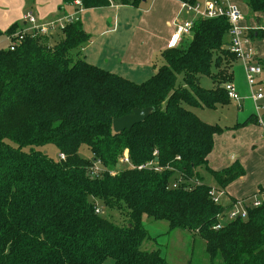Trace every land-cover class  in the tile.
<instances>
[{"label": "trees", "instance_id": "16d2710c", "mask_svg": "<svg viewBox=\"0 0 264 264\" xmlns=\"http://www.w3.org/2000/svg\"><path fill=\"white\" fill-rule=\"evenodd\" d=\"M75 2L88 10L110 3L137 8L142 0L62 5ZM242 2L258 21L246 37L262 40L264 0ZM27 29L21 22L0 31L13 43L14 34H23L13 51L0 49V264H167L160 250L141 249L151 240L144 217L167 223L169 233L199 237L210 264H264V192L258 190L261 204L245 219L223 222L229 206L215 203L210 191L223 192L245 171L238 161L221 171L208 167L215 136L228 128L206 124L191 110L229 103L225 86L238 58L228 48L226 19L195 21L189 44L164 51L162 65L140 84L77 54L73 59L89 41L78 22L66 25L52 48L48 37ZM203 76L212 89L200 86ZM146 108L152 113L143 123L113 133V120ZM260 118L264 125V109ZM249 125L259 126L255 114L232 129ZM46 145L64 160L39 150ZM82 147L90 159L80 156ZM124 152L131 167L117 168ZM96 161L106 171L100 178L88 172ZM100 207L124 222L104 219L95 213Z\"/></svg>", "mask_w": 264, "mask_h": 264}, {"label": "crops", "instance_id": "0c3cea01", "mask_svg": "<svg viewBox=\"0 0 264 264\" xmlns=\"http://www.w3.org/2000/svg\"><path fill=\"white\" fill-rule=\"evenodd\" d=\"M174 2L175 7L167 13H153L151 6L147 10L140 8V5L146 4V0H142L137 8L110 3L106 7L88 10H80L74 4L63 6L62 0H35V6L38 5L37 8L35 7L36 12L26 13H32L38 23H47L66 16L75 17L83 31L89 36V41L82 45L76 53L79 58L127 81L143 83L150 79L162 65V53L170 49L169 44L174 33L175 23L191 18L190 15L181 11L177 0H173ZM24 4L25 0H0V31H6L14 23H21L26 15L23 13L24 10L22 11ZM22 23L26 24L24 20ZM254 24L258 25L256 22ZM242 26L249 30L255 28L245 25L244 22ZM59 34L60 32H55L50 38H55ZM184 41H186L185 36L182 37L178 45ZM250 41L257 59L264 60V56L259 57L254 48V43L263 41L255 39ZM240 107L243 109L242 104ZM262 129L264 130L261 126L249 125L238 130L239 135L247 142V146L240 149V152L251 147L255 148V145L264 151ZM218 139L214 138V145ZM230 144L227 143L226 146L231 147ZM224 149L226 148L220 151L213 147L208 157V167L212 171H221L235 161L242 164L241 166L246 172L245 176L227 186L229 190L233 191L232 194L240 200H247L255 197L259 189L264 192V159L260 160L259 166H257L260 172L255 173L257 168L252 169L246 162H242L238 152L227 156ZM249 152L252 154L251 151ZM228 196L223 190L220 198V203L223 200L222 205L230 206L232 202L236 201L234 199L228 201ZM224 200L228 203H225Z\"/></svg>", "mask_w": 264, "mask_h": 264}, {"label": "rangeland", "instance_id": "374dc122", "mask_svg": "<svg viewBox=\"0 0 264 264\" xmlns=\"http://www.w3.org/2000/svg\"><path fill=\"white\" fill-rule=\"evenodd\" d=\"M240 4L242 7L241 11L245 19L244 24L250 25V27L252 28L256 27V25L254 24L256 22V19L247 13V10H245V5L243 2ZM23 6L24 8L22 9V11L24 10L23 13H26V12H36L35 7L37 8L38 5L35 6V0H25V4ZM150 6L153 13H167L169 10L175 7V2L173 3V0H146V4L144 6L140 5V8L143 10H147L149 9ZM13 14H17V13H13ZM1 19L3 20V17H1ZM259 21H260L259 27L263 33L261 41H264V19L259 18ZM185 37H186V41H184V43L181 44L182 47H185L189 44L192 35L190 33ZM58 38L59 36L52 39L47 38L48 39L46 41L47 46L50 48L54 47L58 41ZM9 44H10L9 41L5 36L0 37V49H7ZM254 48L257 51L259 57L264 56L263 42H257L256 44L254 43ZM76 53L77 50L71 53V57L73 59H76ZM86 62L89 63L88 61ZM211 71H214V68ZM230 71L232 72V83L234 90L242 101L236 102L229 100V103L227 105L218 107L216 110L195 109V108L191 110L202 122L206 124L209 125L216 124L222 128H228V130L223 132L221 135L215 136L216 138L219 139L216 140L214 149L218 148L221 151L223 150V148H226L224 150H226L227 156L238 152L242 162H246L248 166L252 169L257 168L255 170V173L260 172L257 166H259V161L264 159V151L260 150L259 146L255 145V148L251 147L250 149H245L244 151L240 152V149H243L245 148V146H247L246 139H244L243 137H241V135H239L238 130L240 129L237 130L232 129L235 125L242 123L251 114H255L254 106L249 98L250 94L245 80L242 61L240 59L235 61ZM261 78H264V69ZM135 83H140V82L135 81ZM200 86L204 89L209 90L214 87V84L210 76H203L200 79ZM240 104H242L243 109H241ZM258 131L260 132V130ZM261 134L263 135L262 139L264 141L263 129L261 130ZM227 143H231L230 144L231 147L226 146ZM39 150L44 152L49 158L53 160H58V151L53 145H46L44 147L39 148ZM249 151H251L252 154ZM79 154L81 157L85 159L91 158L90 152L85 147H82L79 150ZM119 168L124 169L127 168V166L121 165ZM200 176L202 177L206 185L212 187L216 186L215 180L208 173L201 171ZM224 190L229 195L228 201H230L231 199H234L236 201L240 200L237 197H235L232 194L233 191L229 190L227 187ZM224 202L228 203L225 200ZM221 204H223V200L221 201ZM99 210H100L99 215L101 217L113 222L116 225H120L124 222L123 216L117 211L108 210L103 207H100ZM143 225L145 229L148 231V235L151 238V240L143 243L141 247L142 250L148 252L154 250H160L161 256H163L166 259L167 264H210V261L205 253L204 242L199 237L192 236L190 233L182 232L179 230H175L169 233L167 223L155 222L146 217L143 218ZM214 264H220V260H216Z\"/></svg>", "mask_w": 264, "mask_h": 264}, {"label": "built area", "instance_id": "2783aa9c", "mask_svg": "<svg viewBox=\"0 0 264 264\" xmlns=\"http://www.w3.org/2000/svg\"><path fill=\"white\" fill-rule=\"evenodd\" d=\"M182 12L190 15L191 18L185 21H177L174 26V33L171 38L169 48L176 47L181 41L182 37L191 33L193 24L197 20H212L218 18H224L228 22V48L229 51L237 56L243 63V69L245 74V80L249 89V98L254 106L255 115L258 119L259 126L264 128L262 120L260 118L261 112L264 109V78H261L263 74V68L260 65V59H257L256 53L250 45V39L245 35L249 30L242 26L244 22V15L241 11L242 0H177ZM74 5L80 8L78 2ZM81 10V8H80ZM23 20L28 25L27 31L34 35H40L44 37H52L55 32H61L64 27L70 23L77 22L78 20L73 16H66L47 23H38L32 13H27ZM256 27L253 29L255 30ZM22 33L14 34L16 39L15 43L11 41V38H7L9 41L8 49L13 51L15 44L22 40ZM264 42V41H263ZM227 97L231 101H242L236 94L232 84L225 86ZM60 160H64L63 155H58ZM125 165L131 167L127 152H124L123 157L119 161V166ZM142 167H139L140 169ZM89 175L92 178H100L106 171L101 166L99 161L93 162L89 169ZM114 172H110V176H114ZM176 187L175 185L173 186ZM210 196L215 203H220L222 192L210 191ZM262 197H252L247 200L234 201L231 203L227 211L222 215L225 223L231 222L237 219H245L247 216L248 208H256L261 204ZM221 204V203H220ZM96 214H100L99 209L95 210ZM226 218V219H224ZM220 226H216L215 229H219Z\"/></svg>", "mask_w": 264, "mask_h": 264}, {"label": "water", "instance_id": "95a60500", "mask_svg": "<svg viewBox=\"0 0 264 264\" xmlns=\"http://www.w3.org/2000/svg\"><path fill=\"white\" fill-rule=\"evenodd\" d=\"M145 1V0H143ZM258 24V21H256ZM152 113L151 108H146L143 110H133L132 114L123 116L121 118L112 121V130L114 134H119L123 131H129L134 126L143 123ZM119 168V165H117Z\"/></svg>", "mask_w": 264, "mask_h": 264}]
</instances>
